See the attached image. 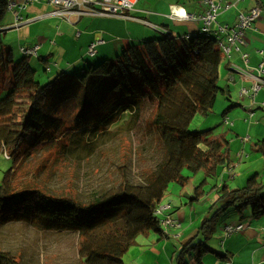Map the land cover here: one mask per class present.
I'll return each instance as SVG.
<instances>
[{"label": "trees", "instance_id": "obj_1", "mask_svg": "<svg viewBox=\"0 0 264 264\" xmlns=\"http://www.w3.org/2000/svg\"><path fill=\"white\" fill-rule=\"evenodd\" d=\"M7 4L0 0V22ZM160 34L129 44L116 58L89 62L80 71H61L43 82L31 56L15 57L0 31V150H7L13 161L0 183V223L77 232L81 264H126L125 256L140 235L173 231L156 213L173 183L186 186L192 176L204 174L192 200L201 199L210 178L217 187V178L231 161L229 145L213 128L191 130L190 124L196 115L210 117L219 95L228 92L220 79L230 63L211 31ZM147 103L152 107L148 137L135 149L137 158L125 150L118 170L89 191L74 194L15 182L18 151L27 135H35L37 147H59L70 160L85 158L108 139H120L125 125L132 132ZM256 149L264 157V138ZM137 160L149 165L135 168ZM218 193L224 203L203 218L198 234L177 254V264H204L209 253L226 258L208 243L221 213L233 209L240 215H264V181L256 175L244 187L224 184ZM0 264L21 261L0 247Z\"/></svg>", "mask_w": 264, "mask_h": 264}, {"label": "crops", "instance_id": "obj_2", "mask_svg": "<svg viewBox=\"0 0 264 264\" xmlns=\"http://www.w3.org/2000/svg\"><path fill=\"white\" fill-rule=\"evenodd\" d=\"M209 1L137 0L135 10L130 12L134 18L83 15L79 20L69 22L51 14L55 6L48 2L8 0L0 31L15 55L20 53L23 56V49L38 45L37 53L30 56L50 76L61 71L82 70L97 58L110 59L120 54L131 43L157 39L161 34L160 29L155 28L170 31L177 37L202 31L204 22L201 16L209 8ZM213 1L221 7L211 30L219 39L227 36L221 27L235 25L239 13L248 12L255 6L261 9L260 18L246 32L245 44L233 53L231 59L227 58L229 69L222 70L220 85L228 92L220 94L221 104L217 109V99L216 111L209 122L214 134L228 143L231 161L217 178V187L204 188L200 200L191 199L196 187L188 192L185 190L188 184L181 186L184 188L176 197L165 196L163 202L173 204V213L182 222V228L169 235L154 231L140 235L127 253L131 264H177V252L198 234L203 218L211 216L213 210L224 203L219 188L224 184L232 188L244 187L254 175L264 181V157L256 149L257 141L264 138V89L255 96L240 94L241 87H250L253 83L248 73H255L264 59V0ZM180 9L195 18L180 16L177 13ZM98 39L104 42L97 45L94 56H89V46ZM244 52L249 54L248 64L242 57ZM232 103L236 105L224 114ZM255 163L260 167H255ZM196 175H202L203 181L204 174ZM241 222L245 223L243 230L225 234L226 224ZM208 242L217 252L227 256L221 258L216 253H209L203 258L204 264H264V215L244 213L227 219L217 226Z\"/></svg>", "mask_w": 264, "mask_h": 264}, {"label": "rangeland", "instance_id": "obj_3", "mask_svg": "<svg viewBox=\"0 0 264 264\" xmlns=\"http://www.w3.org/2000/svg\"><path fill=\"white\" fill-rule=\"evenodd\" d=\"M116 55L112 58H116L118 56ZM18 56H21V54L16 53L15 57ZM102 60L97 58L93 60V63H98ZM31 63L37 69L38 78L43 82L48 81L54 75L48 76L43 66H38L36 59H32ZM221 98L222 95L218 98L217 109H219V104H221ZM150 105L147 103L142 120L132 132L125 125L123 127L125 131L121 132L120 139H108L99 151L92 155L90 153L85 158H73L70 160L69 158L71 157L65 156L59 147L51 150L45 149V145L37 147L35 135H27L18 151L19 158L15 164L14 174L15 182L35 183L39 186L44 185L48 189L62 188L74 194L80 193V191H89L92 188L91 186L97 184L102 178L105 180L104 176L108 175L110 171L115 173L118 170V167L122 165L121 160L125 150H128L129 156L133 154L132 156L137 158L135 149H140V146L148 137L146 122L151 114L152 107ZM214 111H216L215 108ZM211 116L196 115L190 124V129L212 128L213 126L209 127ZM116 126H112L111 129H116ZM0 155V183H2L5 172L12 167L13 161L9 159L10 153L7 150H0ZM140 165L145 167L149 163H142L137 160L135 168ZM254 165L255 167H260V164L255 163ZM201 176H192L191 182L186 186L185 190L190 192L191 188L196 187L202 181ZM209 182L211 185L207 184L205 188L211 189L215 179L210 178ZM182 188L184 187L173 183L166 195L176 197L177 193H181L180 189ZM177 189L179 192H176ZM237 215L233 209H229L220 214L217 224L219 225ZM211 241L213 242V239ZM78 244L79 234L77 232L44 231L37 226L23 222L0 223V247L14 252L20 258L21 264H81ZM125 261L131 264L128 254L125 256Z\"/></svg>", "mask_w": 264, "mask_h": 264}, {"label": "built area", "instance_id": "obj_4", "mask_svg": "<svg viewBox=\"0 0 264 264\" xmlns=\"http://www.w3.org/2000/svg\"><path fill=\"white\" fill-rule=\"evenodd\" d=\"M34 1V0H31ZM44 1L55 6V9L50 12L53 15L60 16L69 22L79 20L83 15H94V16H110V17H122V18H134L130 14L131 11L135 10V4L137 0H35ZM220 5L215 3L213 0L209 1V8L201 16L204 22L202 31L209 32L212 30V25L216 21V17L220 10ZM180 16L186 19L195 18L193 15L187 14L184 10L180 9L177 12ZM261 9L258 6L251 8L248 12H241L238 16V21L235 25L227 27L222 26V30L226 31V38L220 39V46L223 54L226 58L231 59L233 53L240 50L246 42V32L253 24L260 18ZM75 18V19H74ZM153 25V24H152ZM154 27V25H153ZM157 30L161 28H155ZM189 36V35H188ZM187 36V37H188ZM104 42V40L98 39L93 42L88 48L89 56H94L97 53V45ZM39 46L28 47L23 49L25 55H35ZM246 64L249 62V54L244 52L242 55ZM236 67V66H235ZM237 68V67H236ZM243 70V69H240ZM244 71V70H243ZM246 72V71H244ZM249 77L252 78V85L250 87H241L240 94L242 96L249 95L255 96L262 89H264V59L256 68V72H249ZM264 107V102H263ZM228 121V118H226ZM174 206L170 202H162L156 209L157 215L161 217L162 225L170 229L180 230L182 228V222L173 213ZM244 229L242 223L233 224L228 223L224 226V232L227 235H231L235 232H239ZM192 264H199L194 262Z\"/></svg>", "mask_w": 264, "mask_h": 264}]
</instances>
